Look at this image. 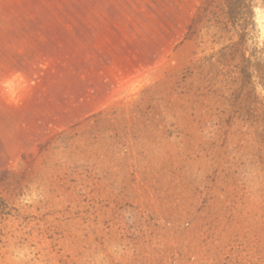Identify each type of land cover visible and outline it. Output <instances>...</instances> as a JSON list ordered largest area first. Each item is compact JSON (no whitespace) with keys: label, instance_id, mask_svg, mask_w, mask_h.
Segmentation results:
<instances>
[{"label":"rangeland","instance_id":"obj_1","mask_svg":"<svg viewBox=\"0 0 264 264\" xmlns=\"http://www.w3.org/2000/svg\"><path fill=\"white\" fill-rule=\"evenodd\" d=\"M0 0V264H264V0Z\"/></svg>","mask_w":264,"mask_h":264},{"label":"trees","instance_id":"obj_2","mask_svg":"<svg viewBox=\"0 0 264 264\" xmlns=\"http://www.w3.org/2000/svg\"><path fill=\"white\" fill-rule=\"evenodd\" d=\"M251 4L247 0H207V17L228 30L230 25L236 26L240 19L246 20L251 13Z\"/></svg>","mask_w":264,"mask_h":264}]
</instances>
